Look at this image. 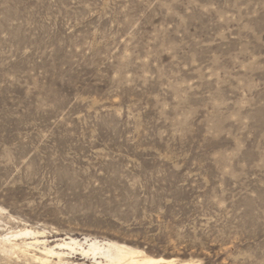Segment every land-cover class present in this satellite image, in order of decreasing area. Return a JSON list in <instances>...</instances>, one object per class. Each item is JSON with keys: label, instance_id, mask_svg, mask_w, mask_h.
Masks as SVG:
<instances>
[{"label": "rangeland", "instance_id": "374dc122", "mask_svg": "<svg viewBox=\"0 0 264 264\" xmlns=\"http://www.w3.org/2000/svg\"><path fill=\"white\" fill-rule=\"evenodd\" d=\"M0 208L1 241L264 264V0H0Z\"/></svg>", "mask_w": 264, "mask_h": 264}, {"label": "bare ground", "instance_id": "6f19581e", "mask_svg": "<svg viewBox=\"0 0 264 264\" xmlns=\"http://www.w3.org/2000/svg\"><path fill=\"white\" fill-rule=\"evenodd\" d=\"M4 211L0 208V213ZM44 234L26 228L0 240V252L8 258L24 257L38 264H77L72 261L74 253L84 260H94L92 264H176L177 261L149 256L142 250L115 241H100L89 237L84 240L66 237L55 246H51ZM23 238H30L32 242H26ZM182 264L194 263L186 261Z\"/></svg>", "mask_w": 264, "mask_h": 264}]
</instances>
